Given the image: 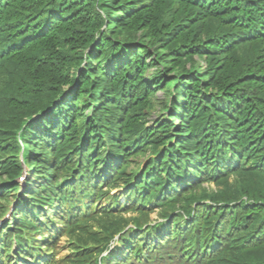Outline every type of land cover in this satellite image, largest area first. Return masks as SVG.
<instances>
[{
  "label": "trees",
  "instance_id": "trees-1",
  "mask_svg": "<svg viewBox=\"0 0 264 264\" xmlns=\"http://www.w3.org/2000/svg\"><path fill=\"white\" fill-rule=\"evenodd\" d=\"M182 22H206V37L212 43L197 40L205 24L180 31L176 26L183 25ZM130 28L142 30L163 43L165 54L157 51L158 58H163L164 63L167 56L176 59H171L168 71L184 68L185 57H205L202 75L198 70L185 71L172 81L175 97L164 104L167 108L171 104V109H166L157 120L158 126L148 127L146 120H141L147 109L154 108L153 90L143 76L148 63L137 48H131L132 39L122 35L124 29ZM190 32L193 39L196 37V42L189 45L192 50L184 48ZM88 49L92 50L86 60ZM166 74L160 70L153 80L167 84L170 80ZM0 78V176L7 174V178L14 180L22 170L16 155L20 150L16 130L22 126L27 132L25 142L29 145L27 154L33 172L39 167L36 160L53 167L40 170L42 175L31 172L30 178L46 182L31 179L33 185L25 188L27 196L18 198L12 221L5 224L8 238L0 232L5 246L13 244L15 233L48 230L51 220L41 221L39 208L52 205L51 209L56 211L66 206L76 194L70 191L72 180L85 184L86 191L94 187L98 199L103 196L93 174L101 162L95 160L102 156L101 148L107 142L102 136L107 135L112 151L107 156V173L103 174L107 183L129 185L131 193L143 191L139 198L142 205L128 199L131 208L145 213L146 198L160 191L162 183H156L157 179L163 182L169 178L172 185L163 187L162 198L153 196L151 203L158 201L157 206L165 208L186 199V210L194 217L187 231L195 232L198 239L202 231H207L222 248L211 261L213 264H264V207L243 212L242 222L251 223V218L250 227L239 224L236 209L225 231L222 225L226 224V211L211 212L213 207L208 203L199 206L197 213L192 207L193 201L199 200L200 204L205 198L231 202L246 195L249 199L264 200V0H0ZM66 82L71 85L68 91L64 87ZM36 113L40 116L32 123L30 117ZM45 127L51 132L49 144L42 143L43 137H47ZM80 128L82 137L78 133ZM93 133L96 134L91 138ZM176 136L179 140L174 144ZM122 152L127 160L120 168ZM151 153H158L157 157L149 158L137 177L131 168L127 170L133 161L128 160L129 156L150 157ZM229 153L234 157V167L222 173V168H227L224 159ZM214 154L215 161L209 158ZM4 156H8L5 161ZM186 161L192 162L194 171L182 170ZM173 163L179 165L177 169L186 179L174 173ZM159 165L160 172L165 173L168 168L167 177L157 171ZM62 170L66 174L58 176ZM70 170L74 175L87 172L86 178H68ZM196 175L215 181L217 191L205 188ZM232 175L239 177V183H231ZM189 182L193 187L185 196L179 195L176 201L163 198L176 195L175 191ZM13 184L6 193L8 186L0 192L10 196L19 188V184ZM3 205L0 215L7 207ZM28 207L34 212L32 218L24 215ZM93 210L89 206L91 213ZM62 214L68 216L64 211ZM62 214L56 213L54 219L68 223ZM90 216L93 215L88 214L83 220L88 223ZM259 223L263 227L257 231ZM120 225V221L110 220L104 228ZM172 226L181 229L176 218ZM98 237L99 234L94 239ZM19 245L27 249L25 238H21ZM88 249L76 255L77 264H83L86 255L95 251ZM20 252L24 254L23 249Z\"/></svg>",
  "mask_w": 264,
  "mask_h": 264
},
{
  "label": "rangeland",
  "instance_id": "rangeland-1",
  "mask_svg": "<svg viewBox=\"0 0 264 264\" xmlns=\"http://www.w3.org/2000/svg\"><path fill=\"white\" fill-rule=\"evenodd\" d=\"M183 25H181L180 23H177V26L176 27H179V30H183V28L185 27H192L194 25H202V24H205V30H202L200 31L199 35L196 36L197 37V40L199 39H204L205 41H202L200 43H205V44H208V43H212V41L209 40L208 37H206V34H207V29H208V26L206 24V22H182ZM120 30V29H119ZM193 30V29H192ZM122 35H124L125 37H127L128 39H132V41L134 42L133 44H131V48H137L141 53V57L144 58V60H146V62L148 63L147 65V68L145 70V72L143 73V76L144 78L151 83V88L153 90L152 94V100L154 102V108L152 109H147L146 112V116L145 118H141V120H146L145 121V124L146 126L148 127H151V126H158L157 124V120H159L161 118V115H163V113H166L165 110L169 108V110L171 109V104H169V107H165L164 104L168 103L169 101L173 100V98L175 97V93H174V90H173V87H172V81L176 80L177 77L183 75L184 73L188 72V71H196L198 70L199 71V75H202L204 73V67L206 66V61H205V57L204 56H200L198 54H194L193 56H189V57H185L183 58L182 62L183 64H185L184 68H180V71H177L176 69L175 70H170V67H171V61H175L176 59L173 58L171 56H167L166 58H164V62H162L163 58H158V52L162 53V55L165 54V51L163 50L164 49V46H163V43H159V42H156L155 39L149 37V36H146L144 34V32H142V30H135L133 28H130V29H124V31H122ZM190 36L188 41L184 43V48H187L188 50H192V48L189 47V45L191 44H194L196 41V37L195 39H193V33L190 32ZM127 45V44H126ZM210 45V44H209ZM194 48V51H197V47H193ZM92 49H88L87 52H86V60H87V56L89 54H87L89 51H91ZM158 51V52H157ZM211 51H214V50H211ZM210 51V52H211ZM90 53V52H89ZM213 53H216V52H213ZM166 59V60H165ZM172 59V60H171ZM223 58H221L222 60ZM158 60V61H157ZM167 60H170V61H167ZM156 62V64H155ZM84 63H87V61H84ZM176 67V66H175ZM162 70L163 73H167L166 76L168 77V80H170L169 83L167 84H162L161 82L158 83L160 80H153L158 72ZM186 71V72H185ZM203 77V76H201ZM203 81L205 82L206 80L203 79ZM179 82V81H178ZM178 82H176L178 84ZM0 83H1V78H0ZM69 84L68 82L64 83V87H65V90L68 91L69 90V87L71 85H67ZM75 87H77L76 85H74ZM71 92V91H70ZM88 110V109H87ZM88 112V111H86ZM90 113H93L91 111H89ZM167 112H169L167 110ZM92 116V115H91ZM179 121H177L176 123H178ZM81 128L78 129V133L80 134V136L83 135V133L80 132ZM47 133V132H45ZM185 133V131H184ZM96 133H93L91 135V138L93 136H95ZM103 139H105L106 141L110 142L108 136H102ZM113 142H116V141H113ZM104 148H108V145L104 146ZM113 149V148H112ZM16 155H19V152L16 153ZM163 155V154H161ZM12 156L15 158V155L12 154ZM142 156V155H140ZM8 156H4V161L7 160ZM21 160H23V157H22V153L20 154V157H19ZM133 158V157H132ZM130 159V160H133L131 163H130V166L127 168V170L130 168L133 170V174L136 175V173L139 171L138 169H140V164H141V161L143 160L144 157H139V158H133V159ZM74 159H78V157H74ZM26 162V163H25ZM25 170H24V176H26L27 178H21L18 177V178H14L16 180V182H18L19 184H21L22 186H25L29 180V173L33 172L34 170V166L31 165L29 162H30V158L27 156L25 157ZM35 162H37L39 164V167L36 168V171L37 172H33L34 174L36 173H39L42 175V172L40 170H47V169H52L53 167L49 164V163H46L44 161L42 162H39L38 160H36ZM126 162L125 160H123L119 165L118 167H123L122 166V163ZM33 163V161H32ZM35 164V163H34ZM40 165L44 166V167H41ZM127 165V164H126ZM128 166V165H127ZM161 165L158 166V168H160ZM119 169L117 168L116 171H118ZM137 170V172H136ZM48 176V175H47ZM7 174H3L2 176H0V189L4 188V187H9V188H6L5 189V193L7 191H9L11 189L12 186H14L13 184V179L11 178H7ZM34 181H41L39 180L38 178H33ZM44 180V179H43ZM229 180L231 181V183H239V177L238 176H231L229 178ZM122 181V180H121ZM120 181V182H121ZM214 182H211V183H205L203 186L205 188H208L210 189L211 191H214L215 188H214ZM120 190H122L121 188H114L112 190V193H119ZM3 192L4 191H1L0 192V196L2 197V199L0 200V205L4 204H10L11 202H14L15 199L22 195V190L21 188L17 189V191H13V193L10 194V196H4L3 195ZM183 194V193H181ZM6 198H8V201H6ZM180 204V202H177L176 204ZM3 205V206H4ZM125 215V218H128V219H132L134 216H146L147 218L145 220H156L161 214H160V211H152L150 213H147V214H142V215H139L138 211H129V212H126L124 213ZM112 218H114V216H108V215H104L102 217V222L101 224L103 225H106L110 220H112ZM60 245V252H61V255H64L66 253H72L70 247H71V243H70V237H69V234L68 236H64L63 238H61L59 240V243H58V247Z\"/></svg>",
  "mask_w": 264,
  "mask_h": 264
}]
</instances>
